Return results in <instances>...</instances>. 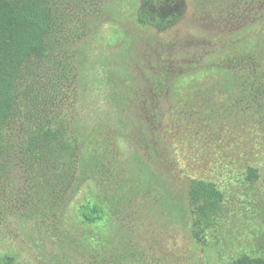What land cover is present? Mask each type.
<instances>
[{
  "label": "rangeland",
  "instance_id": "1",
  "mask_svg": "<svg viewBox=\"0 0 264 264\" xmlns=\"http://www.w3.org/2000/svg\"><path fill=\"white\" fill-rule=\"evenodd\" d=\"M47 4L48 52L22 68L4 128L0 263L264 259V0ZM147 11L174 23L140 24ZM193 179L221 194L203 222Z\"/></svg>",
  "mask_w": 264,
  "mask_h": 264
},
{
  "label": "trees",
  "instance_id": "2",
  "mask_svg": "<svg viewBox=\"0 0 264 264\" xmlns=\"http://www.w3.org/2000/svg\"><path fill=\"white\" fill-rule=\"evenodd\" d=\"M144 2L148 5V0ZM148 11L139 14L140 24H151L164 31L174 23L173 17L158 16ZM52 24V12L47 0H0V159L4 149V128L17 109V82L22 68L33 58L46 56ZM260 75L264 77V73ZM249 78L259 84L250 93L256 96L260 85L263 86L260 84L259 72L256 71ZM54 135L51 130H47L42 141L50 142ZM63 147L69 148L68 144ZM256 175L257 170L250 168V178ZM188 197L193 213L201 222L216 215L220 210L221 194L209 182L191 180ZM84 218L93 224L102 219L101 210L94 205L87 209ZM201 230L195 233L198 239L202 238ZM0 264H13V259L5 258ZM229 264H264V259L242 256Z\"/></svg>",
  "mask_w": 264,
  "mask_h": 264
}]
</instances>
